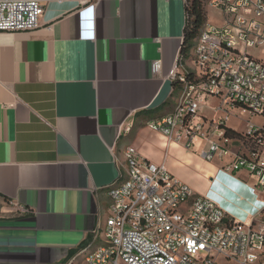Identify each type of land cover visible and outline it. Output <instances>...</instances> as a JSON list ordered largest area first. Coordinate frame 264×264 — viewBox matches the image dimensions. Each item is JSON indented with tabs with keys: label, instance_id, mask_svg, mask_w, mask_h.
<instances>
[{
	"label": "crops",
	"instance_id": "obj_1",
	"mask_svg": "<svg viewBox=\"0 0 264 264\" xmlns=\"http://www.w3.org/2000/svg\"><path fill=\"white\" fill-rule=\"evenodd\" d=\"M186 4L54 0L37 29L0 33V200L9 210L0 217V264H65L108 218L106 190L123 180L129 145L238 222L263 205L246 171L229 175L199 157L203 146L186 149L146 126L177 95L168 73ZM237 188L249 204L221 194ZM246 208L241 221L235 213Z\"/></svg>",
	"mask_w": 264,
	"mask_h": 264
},
{
	"label": "built area",
	"instance_id": "obj_2",
	"mask_svg": "<svg viewBox=\"0 0 264 264\" xmlns=\"http://www.w3.org/2000/svg\"><path fill=\"white\" fill-rule=\"evenodd\" d=\"M52 1L0 0V33L37 29ZM205 9L218 12L221 23L206 22L190 56L179 55L168 73L177 87L172 108L146 126L186 149L205 145L199 152L203 161L223 163L220 168L229 175L246 171L264 191V125L250 123L264 114V62L249 52H264V0H206ZM160 67V61L152 63V74ZM210 97L218 99L208 107L218 117L207 122L203 110ZM231 110L247 117L242 139L226 134ZM211 122L215 126L208 129ZM130 131L131 124L124 134ZM233 141L239 144L235 150ZM123 156V180L106 190L108 218L65 264H264V203L238 222L132 145Z\"/></svg>",
	"mask_w": 264,
	"mask_h": 264
},
{
	"label": "rangeland",
	"instance_id": "obj_3",
	"mask_svg": "<svg viewBox=\"0 0 264 264\" xmlns=\"http://www.w3.org/2000/svg\"><path fill=\"white\" fill-rule=\"evenodd\" d=\"M189 2L191 0H188ZM187 1V2H188ZM206 1V0H203ZM207 22L211 23V24H220L221 23V19L219 17V13L218 12H214L211 9H207ZM250 54H252L255 57H258L262 60H264V52L263 51H257V50H251L249 51ZM211 107H214L218 104V100H213L211 101ZM236 114V110H231V118L228 121L227 124H233L235 126H237V131H239V133L244 134L246 132V129L248 127V124L246 122L247 117H243V118H238L235 116ZM206 116H209V118H207V122L208 121H213L212 118H217L218 116H214L213 113H210L208 110L206 111ZM215 121V120H214ZM207 122L205 121V123L207 124ZM250 123L255 125V126H263L264 124V114L260 115V116H256V117H251L250 119ZM215 126V124H213L212 122L210 123V126H208V129H212ZM197 144L199 143V141L196 142ZM203 149L205 148V145H202ZM239 146L238 142L233 141V144L231 146L232 150L237 149ZM214 165L217 166H222L223 163L219 162V161H213ZM253 193L258 196V197H263L264 198V191L262 187H256L254 189H252ZM223 195V197L226 200H229L230 196L232 195V200L235 201L236 203H243V204H249L250 202V198L248 197V194L241 188H237V189H232V190H224L223 193H221ZM236 204V205H238ZM263 206L259 205L258 209H261ZM9 210L7 209L6 205H4L1 200H0V217H3L7 214H9L8 212ZM247 208L246 209H240L238 212H236V216L241 217L240 220L243 221L244 217L247 214ZM198 261H203L205 259V255L204 254H200L197 257ZM220 263H222V261H220ZM224 264V263H223Z\"/></svg>",
	"mask_w": 264,
	"mask_h": 264
},
{
	"label": "trees",
	"instance_id": "obj_4",
	"mask_svg": "<svg viewBox=\"0 0 264 264\" xmlns=\"http://www.w3.org/2000/svg\"><path fill=\"white\" fill-rule=\"evenodd\" d=\"M205 3L206 1L203 0H191L190 2H187L186 26L183 34V45L180 51L182 59H187L189 57L190 51L199 37L204 24L207 22ZM225 129L227 136L242 139L240 133H237L227 127H225Z\"/></svg>",
	"mask_w": 264,
	"mask_h": 264
},
{
	"label": "bare ground",
	"instance_id": "obj_5",
	"mask_svg": "<svg viewBox=\"0 0 264 264\" xmlns=\"http://www.w3.org/2000/svg\"><path fill=\"white\" fill-rule=\"evenodd\" d=\"M187 5V4H186Z\"/></svg>",
	"mask_w": 264,
	"mask_h": 264
}]
</instances>
